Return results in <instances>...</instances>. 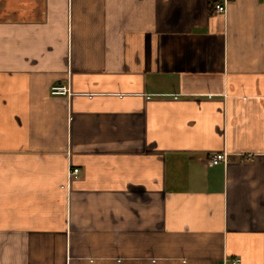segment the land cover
<instances>
[{
  "label": "crops",
  "instance_id": "obj_1",
  "mask_svg": "<svg viewBox=\"0 0 264 264\" xmlns=\"http://www.w3.org/2000/svg\"><path fill=\"white\" fill-rule=\"evenodd\" d=\"M220 1L0 0V264H264V0Z\"/></svg>",
  "mask_w": 264,
  "mask_h": 264
},
{
  "label": "built area",
  "instance_id": "obj_2",
  "mask_svg": "<svg viewBox=\"0 0 264 264\" xmlns=\"http://www.w3.org/2000/svg\"><path fill=\"white\" fill-rule=\"evenodd\" d=\"M231 0H222L218 3L215 4V13L217 14H225L227 12V5ZM51 94L52 95H66V96H71V90L68 85H61L57 84L54 85L51 88ZM210 163L213 165H218L220 163H228V155L226 153H218L210 157ZM80 175V170L78 168H74L70 172V178H78ZM241 260L240 259H224L221 264H240Z\"/></svg>",
  "mask_w": 264,
  "mask_h": 264
}]
</instances>
